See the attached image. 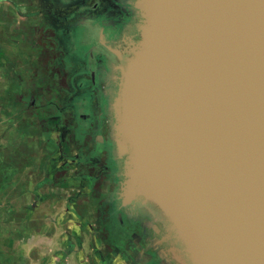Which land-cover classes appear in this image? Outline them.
Listing matches in <instances>:
<instances>
[{
    "label": "water",
    "instance_id": "1",
    "mask_svg": "<svg viewBox=\"0 0 264 264\" xmlns=\"http://www.w3.org/2000/svg\"><path fill=\"white\" fill-rule=\"evenodd\" d=\"M111 138L119 199L176 264H264V0H134Z\"/></svg>",
    "mask_w": 264,
    "mask_h": 264
},
{
    "label": "crops",
    "instance_id": "2",
    "mask_svg": "<svg viewBox=\"0 0 264 264\" xmlns=\"http://www.w3.org/2000/svg\"><path fill=\"white\" fill-rule=\"evenodd\" d=\"M38 10V0H0V264H119L100 221L102 190L85 192L74 179L82 169L57 157L66 95Z\"/></svg>",
    "mask_w": 264,
    "mask_h": 264
},
{
    "label": "flooded vegetation",
    "instance_id": "3",
    "mask_svg": "<svg viewBox=\"0 0 264 264\" xmlns=\"http://www.w3.org/2000/svg\"><path fill=\"white\" fill-rule=\"evenodd\" d=\"M133 2L38 0L41 27L55 38L48 47L58 50L61 68L55 77L66 95L64 100L59 93L57 157L63 165L82 169L74 179L82 182L85 192L102 190L100 221L106 237L114 239L117 263L171 264L170 256L162 252L166 243H158L159 209L141 202L125 206L119 199L124 159L116 154L111 138L110 103L118 90L120 53L130 39L140 37ZM64 112L68 115L62 117ZM70 132L72 155L63 146Z\"/></svg>",
    "mask_w": 264,
    "mask_h": 264
}]
</instances>
